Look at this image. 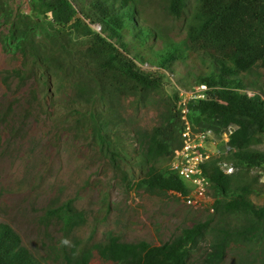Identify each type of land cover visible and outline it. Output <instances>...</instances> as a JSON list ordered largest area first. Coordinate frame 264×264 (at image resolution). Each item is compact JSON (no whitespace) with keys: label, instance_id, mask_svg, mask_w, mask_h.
Here are the masks:
<instances>
[{"label":"trees","instance_id":"1","mask_svg":"<svg viewBox=\"0 0 264 264\" xmlns=\"http://www.w3.org/2000/svg\"><path fill=\"white\" fill-rule=\"evenodd\" d=\"M139 2L31 0L33 16H28L14 15L6 0H0V27L7 29L1 33V44L6 51L20 53L37 73L60 70L78 75L86 97L78 100L92 102L94 108L97 101L111 96L157 89L163 73L174 72V62L187 61L193 65L188 74L193 85L206 86L204 99L187 104L193 129L211 130L217 136L231 126V150L226 155L230 162L238 168L264 163V149L259 147L264 138V0H195L193 5L189 0H170L171 15L179 29L166 38L138 22ZM94 24L100 31L92 28ZM24 72L26 68L8 71L19 78L25 77ZM44 84L47 92V79ZM174 95L162 122L130 157L144 170L138 184L151 194L187 190L184 181L165 168L173 149L181 143L179 92ZM91 118L97 129L111 126L95 109ZM118 154L110 151L115 169L127 161ZM222 158L214 156L203 166V173L213 192L215 213L240 224L218 230L204 264L221 262L230 242L264 246V204L257 205L250 198L258 191L225 173L220 166L225 164ZM108 211L104 206L94 218L103 222ZM47 214L62 221L65 236L85 219L72 199L49 208ZM208 227L207 221L197 222L159 245L144 240L124 242L116 234L92 246L75 240L69 250L64 249V264H89L94 250L113 264H187L192 247ZM0 264L44 263L13 228L0 221Z\"/></svg>","mask_w":264,"mask_h":264},{"label":"rangeland","instance_id":"2","mask_svg":"<svg viewBox=\"0 0 264 264\" xmlns=\"http://www.w3.org/2000/svg\"><path fill=\"white\" fill-rule=\"evenodd\" d=\"M6 2L14 15L33 16L31 0ZM194 2L189 0L191 5ZM169 5L170 0H140L138 22L166 38L179 29ZM91 26L100 31L98 24ZM6 30V26L0 27V221L13 228L44 264H64V249L69 250L75 240L92 246L116 234L124 242L144 240L159 245L181 230L207 221V231L187 259V264H204L218 230L237 226L240 221L215 213L211 189L208 200L196 207L187 205L174 191L147 192L138 184L144 170L130 160L139 142L162 122L175 100V91L190 94L188 89L193 83L188 74L193 65L176 61L174 72L165 71L157 89L111 96L97 101L94 108L92 102L83 104L78 100L86 98L85 85L78 75L60 70L40 74L25 63L20 53L6 51L1 44V33ZM19 68H26L25 77L8 73ZM94 109L105 115L111 126L95 128L91 118ZM218 142L203 144L209 153L220 149L217 156L222 155L223 163L233 167L231 177L250 184L258 191L251 193V200L264 204V163L238 168ZM259 147L264 149V138ZM112 150L119 152L118 158L127 159L120 162V169L112 165ZM68 199L84 212L85 219L65 236L62 221L49 216L47 210ZM104 206L109 211L101 222L94 216ZM250 261L264 264V246L230 242L218 264ZM89 264L113 262L102 259L94 250Z\"/></svg>","mask_w":264,"mask_h":264},{"label":"built area","instance_id":"3","mask_svg":"<svg viewBox=\"0 0 264 264\" xmlns=\"http://www.w3.org/2000/svg\"><path fill=\"white\" fill-rule=\"evenodd\" d=\"M188 90H191V92L186 96H184V93L180 95L179 91L180 101L177 108L182 124L181 143L173 149V153L165 168L167 172L176 174L186 184L187 190L185 192L174 191L175 195L187 205L196 207L203 201L208 200L209 196V180L203 173V166L214 156L220 154V149L217 152L209 153L203 143L219 141L218 143L222 144L223 152H228L231 150L230 146H228V141L233 128L229 126L217 136L211 130L195 131L187 117V104L191 100L204 99L206 86L194 87L192 85ZM247 93L252 94V91L247 90ZM220 166L227 174L233 170L232 165L229 163L221 164Z\"/></svg>","mask_w":264,"mask_h":264},{"label":"clouds","instance_id":"4","mask_svg":"<svg viewBox=\"0 0 264 264\" xmlns=\"http://www.w3.org/2000/svg\"><path fill=\"white\" fill-rule=\"evenodd\" d=\"M185 183V182H184ZM186 185V184H185Z\"/></svg>","mask_w":264,"mask_h":264}]
</instances>
